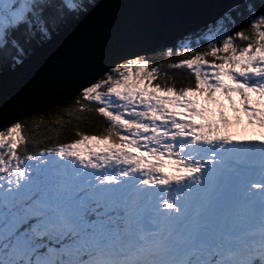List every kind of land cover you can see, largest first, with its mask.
Listing matches in <instances>:
<instances>
[{
	"label": "snow or ice",
	"instance_id": "snow-or-ice-1",
	"mask_svg": "<svg viewBox=\"0 0 264 264\" xmlns=\"http://www.w3.org/2000/svg\"><path fill=\"white\" fill-rule=\"evenodd\" d=\"M0 264H264V0H0Z\"/></svg>",
	"mask_w": 264,
	"mask_h": 264
},
{
	"label": "trees",
	"instance_id": "trees-1",
	"mask_svg": "<svg viewBox=\"0 0 264 264\" xmlns=\"http://www.w3.org/2000/svg\"><path fill=\"white\" fill-rule=\"evenodd\" d=\"M238 44L244 42L237 41ZM186 55H176L175 50L171 57L166 56L163 52L159 55L152 57L151 66H159L161 72L171 74L172 81H169L168 75L158 76L157 81L161 85L166 83H175L177 87L180 83H187V79L183 75V70L169 69L167 66L169 63H175L178 60L188 59ZM210 59V58H209ZM81 103H85L81 101ZM86 107H94L93 105H87ZM70 113L71 115H63V113ZM35 120L39 123L40 129L43 130L44 137H51L50 141L46 143H63L71 139L77 138L75 131L79 130L86 134H99L101 131L100 126L105 124L102 117L96 116L94 113H81L77 110V106L71 101L63 103L60 107L55 109H49L42 114L35 115ZM55 122V123H53ZM51 125V127H49ZM106 126V125H105ZM30 139H33L30 137Z\"/></svg>",
	"mask_w": 264,
	"mask_h": 264
},
{
	"label": "water",
	"instance_id": "water-1",
	"mask_svg": "<svg viewBox=\"0 0 264 264\" xmlns=\"http://www.w3.org/2000/svg\"><path fill=\"white\" fill-rule=\"evenodd\" d=\"M165 42V38L164 36H159V37H156L154 38L151 43L155 46V45H161ZM31 108L33 109H43V101H40V100H37L35 102H33L31 105H30ZM49 109H44L42 110V112H38L36 113L35 115H39V114H42L44 113L45 111H47Z\"/></svg>",
	"mask_w": 264,
	"mask_h": 264
},
{
	"label": "rangeland",
	"instance_id": "rangeland-1",
	"mask_svg": "<svg viewBox=\"0 0 264 264\" xmlns=\"http://www.w3.org/2000/svg\"><path fill=\"white\" fill-rule=\"evenodd\" d=\"M230 115V114H229Z\"/></svg>",
	"mask_w": 264,
	"mask_h": 264
}]
</instances>
